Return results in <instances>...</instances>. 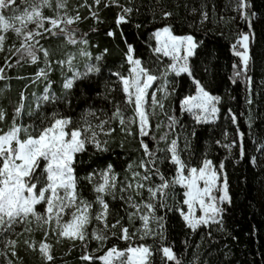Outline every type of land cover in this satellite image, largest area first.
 Masks as SVG:
<instances>
[{"label":"snow or ice","instance_id":"6c2138e0","mask_svg":"<svg viewBox=\"0 0 264 264\" xmlns=\"http://www.w3.org/2000/svg\"><path fill=\"white\" fill-rule=\"evenodd\" d=\"M100 2L94 0L97 6ZM111 3L121 8L116 18L117 26L130 22L133 8L120 5L119 0H111ZM45 8L56 14L45 15ZM232 10L247 30L240 31L232 45L233 54L239 60L233 63L229 79L233 84L244 82L245 101L251 106L254 103L253 77L249 72L254 69L250 65V44L255 39L254 18L259 14L253 10L252 0H233ZM91 15L100 19L96 12ZM163 15L168 17L172 13ZM204 15L206 18V13ZM80 19L78 12L69 14L65 0H57L55 5L51 0H0V49H3L6 34H15L20 38L16 62L26 60L37 65L34 73L37 79L30 80L29 84L41 79L44 83L39 95L31 94L34 104H26L28 85L25 86L13 107L10 126L7 130L0 129V255L4 256L5 264H15L8 255L10 249L11 257L20 260L19 241L13 237L34 231V222L42 238L39 241L28 238L24 244L28 250L37 252L45 264L54 260L49 236H55L58 243L69 240L72 247L78 243L82 264H154L155 252L162 254V264H182L174 244L166 243L168 213L178 214L183 227L191 233L207 228V235L211 237L213 226L224 230L227 206L232 203L223 160L217 166L204 153L199 165L193 166L183 158L184 154L189 157L194 154L192 140L197 136L196 126L215 123L221 111L218 105L222 98L212 94L196 75L199 48L203 45L193 34H176L171 25H165L153 33L155 60L151 66L135 56L133 45L127 44L128 74L112 71L108 79H104L100 64L102 55L86 64L84 71H79L71 63L74 56L66 54V60L56 58L54 51L42 43L45 39H60L62 32L66 45L79 44L82 54L89 56L87 48L83 47L89 45L86 34L78 36L75 29L67 27ZM107 35L114 36V32L109 30ZM54 65H59L62 72L67 67L71 73L64 77L60 95L52 87L50 74L55 71ZM3 71L0 67V80L8 79ZM209 71L208 67L204 69L205 74ZM182 77L189 86L187 94L180 91ZM151 88L155 90L149 92ZM117 90L122 94L120 100L111 95ZM169 97H174L178 103L180 114L186 113L191 118L190 126L181 123L176 112L167 113L165 102ZM73 100L84 105L75 122L71 116L61 114L59 108L60 105L71 108ZM121 103L132 107L131 114ZM49 108L52 110L48 111ZM160 114L165 116L167 123L157 121L153 124V119ZM25 115L30 120H38L39 125L24 124ZM227 115L237 125L239 144L235 139L227 143L218 139L215 143L225 149L237 146L238 159L242 160L246 149L238 114L229 108ZM5 117V110L0 107V121ZM113 123H118L126 136L137 140L141 159L138 163L130 161L127 164L125 171L130 175L123 178L110 163L102 169L89 171L84 177L94 193V199L89 200L79 188L80 178L75 167L77 154L84 153L89 146L94 152L113 151L109 146L110 134L115 131ZM248 125L252 126L250 114ZM162 128L167 131H161ZM173 132L175 136L169 139ZM222 135L227 140V130ZM181 136L183 147L179 143ZM120 147L123 148L122 143ZM258 150L264 152V142ZM250 162L254 164L255 157H251ZM165 164L172 168L165 169ZM177 186L184 189L181 199L176 198ZM108 197L111 201H119L120 207L112 206ZM136 220L139 226L131 231L128 225ZM137 232L141 233V239L158 238L160 246L155 250L146 243L134 246L131 242ZM112 238L123 240L128 246L123 249L115 244L107 246ZM92 242H95L94 247ZM185 244L187 246V240ZM193 256L199 259L196 252Z\"/></svg>","mask_w":264,"mask_h":264},{"label":"trees","instance_id":"16d2710c","mask_svg":"<svg viewBox=\"0 0 264 264\" xmlns=\"http://www.w3.org/2000/svg\"><path fill=\"white\" fill-rule=\"evenodd\" d=\"M81 3L85 4V9L82 13L84 22L80 26L83 35L86 34L89 41V45L83 47L87 48L90 55L76 56L72 61L75 70L84 71L86 64L95 62L94 58L102 55L100 64L103 65L104 79H108L112 71L127 75L129 67L125 58L127 44L133 45L135 56L142 58L146 66H151V62L155 60L152 52V47L155 46L153 33L165 25H171L176 34L191 33L202 43L203 46L199 48V59L196 61V75L212 94L222 98L218 105L221 111L215 123L196 126L197 136L192 140L194 154L191 157L184 154L183 158L193 166L199 165L204 153H207L217 166L223 160L232 203L227 206L224 230L212 228L211 237L207 235V228H202L195 234L191 233L183 227L178 214L168 213L166 243L174 244V251L182 259V264H205V261L207 264H264V163L255 166L250 162L251 157H258V148L264 142V0H252L253 10L259 15L258 20L254 18L255 39L250 44L252 56L250 65L254 69L249 72L253 77L254 103L251 106L245 101L244 82L233 84L229 79L233 74V63L239 60L233 54L232 45L236 42L238 33L247 30L244 23H238L236 19H233L235 15L232 10L233 0H119L120 5L133 8L129 16L130 22L123 23L119 27L116 24V18L121 8L112 4L111 0H101L98 6L94 4V0L76 1L77 5ZM106 4L109 6L105 7ZM92 12H96L100 19L96 20L91 16ZM165 12H171L172 15L165 17L163 15ZM109 30L114 32V36L107 35ZM10 37L12 44V33ZM60 40L51 38L43 40L42 43L54 51L56 58L66 60V51L61 49ZM70 48L74 50V54L78 51L77 47ZM105 49H107L106 53ZM18 59L19 53L9 52L7 47L0 54V67L4 69L3 75L8 77V79L0 80V89H3L0 92V107L6 112L5 119L0 121V129L3 130H7L10 126L13 107L19 101L21 92L25 91V86L28 85L25 92L26 104H34V97L31 94L35 92L39 95L44 87L42 79L37 84H29L30 80H36L34 73L37 71V65L26 60H20L17 63ZM162 59L168 60L167 57ZM40 66L43 67L42 64ZM54 67L55 71L50 74L53 81L52 87L57 95H60L63 91L64 77L71 73L67 67L63 72L59 65ZM206 67L210 68L207 74L204 72ZM6 85L8 87H5ZM180 91L182 94H187L189 91V86L184 83L183 77ZM111 95L120 100L122 94L117 90ZM167 106L171 114L176 112L181 123L189 126L192 124L191 118L186 113L178 112L179 105L174 97L169 98ZM83 107L82 103H77L75 100L71 108L65 105L59 106L61 114L71 116L74 122L80 118ZM121 107L131 114L130 105L121 103ZM229 108L238 114L239 130L244 133L246 155L242 160L238 159L237 146L234 152L230 153L228 149L215 143L218 139L226 143L222 134L227 130V138H233L237 141V145L239 144L237 125H234L227 115ZM51 110V108L48 109V111ZM249 114L252 120L251 127L248 125ZM23 123L39 125L38 120H30L27 115ZM112 127L115 131L109 137V146L113 151L94 152L89 146L87 151L77 154L75 167L76 175L80 178L79 188L89 200L94 199L92 185L84 179L89 171L102 169L110 163L123 178L129 175L125 171L127 164L130 161L138 163L141 159L137 140L122 133L118 123H113ZM29 131L32 132V129L30 128ZM121 143L123 148L120 147ZM164 168H172V165L165 164ZM183 191L184 189L177 186V199L182 198ZM107 199L112 206L120 207L119 201H111L110 197ZM121 214L123 215V212ZM111 220L110 216L109 222ZM128 226L131 231H135V228L139 226V220ZM28 238L39 241L42 234L35 228L31 233L24 232L18 239L17 245V254L21 259L16 260V257H11V251L8 252L9 257L15 261V264H45L37 252L26 248L24 240ZM54 238L56 240L53 251L54 260L51 264H82L80 260L82 253L78 243L76 247H72V242L62 240L58 243L57 238ZM185 240H187V246ZM135 243H146L155 250L160 246L161 241L158 238L140 239L136 234L133 240V244ZM112 244L119 249L128 246L127 242L116 238L110 239L107 246ZM92 246H95V242H92ZM194 252L199 257L198 260L194 258ZM161 256L160 252H155L154 264H162Z\"/></svg>","mask_w":264,"mask_h":264},{"label":"rangeland","instance_id":"374dc122","mask_svg":"<svg viewBox=\"0 0 264 264\" xmlns=\"http://www.w3.org/2000/svg\"><path fill=\"white\" fill-rule=\"evenodd\" d=\"M76 1L77 0H65V2H66V4H67V11L69 12V14H75L76 12H78L79 13V16L81 17V19L79 20V21H75V22H73L71 25H68L67 27L69 28V29H75L76 30V33H77V35L78 36H80V35H83V33H82V30H81V23H83L84 22V17H83V15H82V13H83V10L85 9V4L84 3H81V4H79V5H82V6H80V7H78L77 8V4H76ZM51 2L53 3V5H55V3L57 2V0H51ZM61 11H64V9H61ZM44 12H45V15H48V16H53V15H55L56 13L52 10V9H49V8H45L44 9ZM92 16V15H91ZM234 17H236L235 19H236V21L238 22V23H242L243 24V22H241L240 20H239V18H238V15H237V13H235V15H234ZM255 20H258V17H255ZM10 34H11V32H9V33H7L6 35H7V38H6V40L4 41V45H3V49H0V54L5 50V48L7 47L8 48V51L9 52H16V46H18L19 45V43H20V38H18V37H16L15 36V34H13V43L11 44L10 42V39H11V37H10ZM59 35H60V47H61V49L62 50H65L66 51V53H65V56H66V59L68 58V55H66V54H70V55H72V56H74V58L77 56V57H79L81 54H82V52H81V45H76L75 47H77L76 48V50H78L77 52H75L76 54H74V50L72 49V50H70L71 48L70 47H73V46H70V45H66L65 43H64V41H63V36H64V33H59ZM153 39H154V41H155V38H154V35H153ZM74 47V48H75ZM73 61V60H72ZM72 61H71V63H72ZM250 64H251V61H250ZM73 68H74V66H73ZM75 69V68H74ZM37 79V78H36ZM37 84V83H36ZM155 89L154 88H151V89H149V92H151V91H154ZM158 96H159V93L157 94ZM170 98V97H169ZM169 98H168V100H169ZM149 99V102H150V97L148 98ZM167 100V101H168ZM167 101L165 102V110L167 111V113L168 114H171V111L169 110V108H168V106H167ZM157 121H162L163 123H167V121H166V118H165V116L163 115V114H160V115H157L154 119H153V121H152V123L153 124H155ZM135 128V127H134ZM134 130V129H133ZM161 131H167V129L166 128H162L161 129ZM112 134V133H111ZM110 134V135H111ZM158 134V133H157ZM175 136V133L173 132V133H170V135H169V139H171V138H173ZM232 140H234L233 138H227V140H226V143L227 142H230V141H232ZM179 143H180V145H181V147H183V136H181V138H180V141H179ZM163 146V145H162ZM234 148H235V145L231 148V149H228V151L230 152V153H233L234 152ZM259 149V148H258ZM262 163H264V152H261V151H259L258 150V157L257 158H255V163H254V165L255 166H259L260 164H262ZM129 175H130V173H129ZM137 199H139V197H136ZM38 209H39V206H38ZM40 210H42V209H40ZM135 222V221H134ZM95 223V222H94ZM32 227H33V229L35 228V223L33 222V225H32ZM213 229H215V230H218L215 226H213ZM137 234V236L141 239V233L140 232H137L136 233ZM21 235H23V233L21 234ZM21 235L20 236H18V237H13V238H15V239H20V237H21ZM55 236H49L48 237V240L53 244V248H52V254H53V251H54V242L56 241L55 240V238H54ZM152 237H146L145 239H147V240H150ZM66 240V239H65ZM67 241H69V240H67ZM123 241V240H122ZM71 242V241H70ZM123 242H125V241H123ZM132 244H133V241L131 242ZM138 244H140V243H138ZM134 246L135 245H137L136 243L135 244H133ZM9 251H11L10 249L8 250V252ZM9 255V254H8ZM0 264H5V258H4V256L3 255H0Z\"/></svg>","mask_w":264,"mask_h":264}]
</instances>
